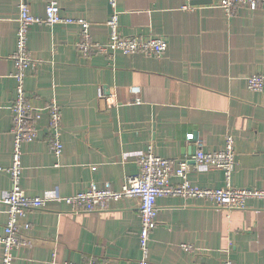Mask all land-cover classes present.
I'll use <instances>...</instances> for the list:
<instances>
[{"label":"crops","instance_id":"crops-1","mask_svg":"<svg viewBox=\"0 0 264 264\" xmlns=\"http://www.w3.org/2000/svg\"><path fill=\"white\" fill-rule=\"evenodd\" d=\"M63 17L90 24L93 41L108 40L112 10L107 0H25L29 13L45 17L49 2ZM194 1L204 4L193 5ZM117 0L123 36L162 37L161 59L116 53L83 57L76 49L77 24L33 25L27 50L24 91L37 109L55 100L61 108L56 157L49 150L47 118L37 123L38 138L23 146L21 187L28 197L73 196L91 185L118 190L136 173V159L152 145L166 159L190 160L219 151L234 138L232 186L264 190V89L252 92L248 78H264V9H240L227 17L219 0ZM18 0H0V200L12 183V114ZM102 88L104 97L98 98ZM136 90L135 94L132 90ZM136 100L139 103H136ZM192 134L194 141L187 142ZM200 189H220L223 173L201 169L189 174ZM172 185L179 179L172 177ZM157 225L149 243V264H264V201L226 213L200 200L160 197ZM7 221L0 207V237ZM26 245L12 264H83L90 260L137 264L140 259L137 205L123 200L108 211L73 215L64 205L28 214ZM190 246L184 251L180 246ZM0 249V260H1Z\"/></svg>","mask_w":264,"mask_h":264},{"label":"built area","instance_id":"built-area-1","mask_svg":"<svg viewBox=\"0 0 264 264\" xmlns=\"http://www.w3.org/2000/svg\"><path fill=\"white\" fill-rule=\"evenodd\" d=\"M112 14L106 22L108 40L104 44L93 41L89 28L90 24L84 20H73L63 17L57 2H49L45 7V17L39 18L29 13L25 0H18V29L16 34V50L10 57L14 64L15 74L11 76L15 85V98L9 109L12 114L11 136L13 151L11 166L7 170L11 178L9 193L0 200L7 221L3 236L0 237L1 260L0 264H12L13 252L26 245L24 231L29 230L28 214L35 210H46L51 206L64 205L73 215L94 214L108 211L110 205L123 200H132L136 203L140 218L138 234L140 259L137 264H149V243L151 234L157 225L158 207L156 201L160 197H178L182 199L200 200L211 207L226 213L245 210L249 200L264 201V190L240 189L232 186V175L236 164L234 138L231 135L224 137V146L219 151H203L200 142L190 160L166 159L154 153L152 145L147 146L145 152L136 159V173L127 176L123 185L114 190L109 185L97 188L94 184L88 189L73 196L59 198L28 197L21 187L23 146L38 138L37 123L45 115L46 129L49 132V150L56 157L60 156L63 144L60 139L62 125L61 108L55 100L49 101L43 108H34L24 91V78L27 68L35 62L27 50L28 31L33 25L77 24L81 27L80 37L76 42V49L83 57L99 54L112 61L116 53L123 55L140 54L148 58L161 59L166 50L167 42L156 36H123L119 32V13L116 12L117 0H107ZM194 1V0H189ZM218 7L227 16H234L238 10L255 11L264 9V0H219ZM247 88L252 92H262L264 78L254 75L247 80ZM135 94L137 91L132 90ZM104 97L102 88L98 89V98ZM138 104L139 101L136 100ZM186 141H194L192 134L186 135ZM193 162V165L191 164ZM209 169L223 173L224 186L220 189H200L193 187L189 182L192 171ZM178 178L179 183L172 185L170 179ZM184 251H193L190 246L182 245ZM74 264V263H66ZM83 264H114L112 262H97L90 260ZM223 264H234L225 259Z\"/></svg>","mask_w":264,"mask_h":264},{"label":"water","instance_id":"water-1","mask_svg":"<svg viewBox=\"0 0 264 264\" xmlns=\"http://www.w3.org/2000/svg\"><path fill=\"white\" fill-rule=\"evenodd\" d=\"M204 3H205L204 1H194L193 5H201V4H204ZM191 164L193 165V162H191Z\"/></svg>","mask_w":264,"mask_h":264}]
</instances>
